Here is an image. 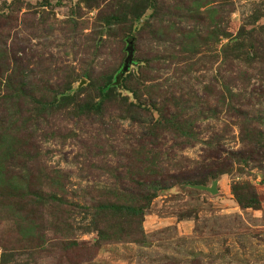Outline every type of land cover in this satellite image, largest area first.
<instances>
[{
	"label": "rangeland",
	"instance_id": "1",
	"mask_svg": "<svg viewBox=\"0 0 264 264\" xmlns=\"http://www.w3.org/2000/svg\"><path fill=\"white\" fill-rule=\"evenodd\" d=\"M260 110L264 0H0V264H264L259 156L139 221L99 208L247 149Z\"/></svg>",
	"mask_w": 264,
	"mask_h": 264
},
{
	"label": "trees",
	"instance_id": "2",
	"mask_svg": "<svg viewBox=\"0 0 264 264\" xmlns=\"http://www.w3.org/2000/svg\"><path fill=\"white\" fill-rule=\"evenodd\" d=\"M120 77L121 76H119V78ZM116 85H118L117 82L114 83V81L111 79L106 80L98 88V93L103 97V99L96 104L90 103V105H86L85 108L89 109L90 112H94L96 114L100 113L103 110L106 101H108V99L113 95L112 92L114 90V86ZM238 115L239 117L245 118V120L250 119L254 125H264V110H260L254 116L251 114L243 115V112ZM175 119H178V117H175ZM164 122H171V120L165 116ZM251 132L252 130H249V134ZM253 133L254 138L247 137L246 139V146L249 149L247 148L245 150H231L224 152V150H222L220 147L215 148L210 143V148L207 150L208 158L206 157L204 161L205 167L203 168L205 169V172H202L203 174L198 175L196 179L179 177L176 175L168 178L148 179L145 182H139L138 186L136 187V191H134L133 202L125 204H101L99 208L105 211H113L116 214H126L127 218L130 216L132 220L138 218L139 221V219L141 220L143 218L144 211L150 206L151 202L157 198L158 193L163 190L171 189L180 184L204 185L209 179H215L217 178L218 174L225 173L224 169H226L231 162L235 163L238 161L242 163H248L250 160H257L258 156L260 157L259 160L264 162V131L254 128ZM224 153H227V155L223 156ZM250 154L254 155V157L249 156ZM98 229L99 236L103 241L112 240V238L114 239V236H111L108 230L105 229V231H102L101 228Z\"/></svg>",
	"mask_w": 264,
	"mask_h": 264
},
{
	"label": "water",
	"instance_id": "3",
	"mask_svg": "<svg viewBox=\"0 0 264 264\" xmlns=\"http://www.w3.org/2000/svg\"><path fill=\"white\" fill-rule=\"evenodd\" d=\"M127 51H128V57L125 60L123 73H126L130 69L131 64L133 63V58H134V51L135 50H134V47L132 45H129V47L127 48ZM196 188H198L200 190L209 191L213 194H216L218 192L217 191V182H214V184L211 188L204 186V185H198V186H196Z\"/></svg>",
	"mask_w": 264,
	"mask_h": 264
}]
</instances>
